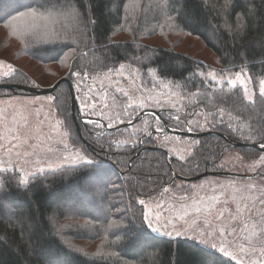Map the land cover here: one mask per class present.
I'll use <instances>...</instances> for the list:
<instances>
[{"label":"trees","instance_id":"trees-1","mask_svg":"<svg viewBox=\"0 0 264 264\" xmlns=\"http://www.w3.org/2000/svg\"><path fill=\"white\" fill-rule=\"evenodd\" d=\"M29 2L0 0V9L14 15L17 10H26ZM76 7L86 12L89 20L81 25L85 35L80 41L79 54L68 59V65H74L82 74L87 73L88 80L97 73L103 76L107 70L103 65L112 67L118 66L117 62L125 63L134 68L142 86L154 83L153 73L171 84V88L184 98L180 120L186 121L200 113L206 123L207 112L224 107L225 123L213 122L207 131L223 134L235 142L259 144L264 139V134L253 133L248 126L250 118L254 128L264 123L252 118L253 113L264 116L261 111L264 98L258 97L249 110L235 101V97L222 98L220 89H206L199 75L211 70L221 73L244 69L255 78L258 89V81L264 75V0H78ZM186 36L197 38L204 46V51L198 48L201 57L179 49ZM5 46L6 40L0 47ZM145 49L156 51L145 52ZM145 55L151 63L134 59V56ZM26 60L35 65L27 61L15 62L17 72L8 83L32 86L29 82H33L40 87H50L67 78L78 101L79 92L75 89L79 77L70 78L68 67L64 73L65 67L59 63H44L33 59L32 55ZM157 68L163 75L157 73ZM9 94L12 91L0 89V97ZM48 96L56 97L54 108L59 119L70 125V128L62 126L69 132L72 143L93 158L95 164L81 171L67 166L55 172L48 171L32 180L27 188L17 187L14 180L0 177V264H212L213 261L227 264L226 258L219 254L210 257L206 249L185 237L152 234L149 239L156 242V247L144 248L139 239L144 230L137 201L159 195L169 184L175 186L179 179L174 173L192 177L216 171L221 172L217 175L245 177L247 175L242 172L233 173L227 168L218 170L213 165H220L226 153L255 160L262 152L232 146L227 139L207 135L195 138L197 143L193 144L192 151L185 157H178L155 140L157 135L164 133L163 125L160 132L153 128L146 131L133 128L144 116L121 129L109 131L98 126L109 124L104 117L89 115L88 118L98 121L91 124L78 121L81 139L72 118L67 84L60 83ZM140 111L143 110H130V114L134 118ZM160 116L165 120L161 111ZM232 117H239V120ZM126 122L128 119L113 123L110 128ZM229 122L238 129L235 134L230 133ZM178 129L185 131L188 127ZM148 131L153 135L148 136ZM242 135H252L253 139L246 141L240 138ZM110 143L111 148L108 147ZM101 166L108 170V177L97 191L100 195L95 197L92 191L87 192L86 208L82 200L83 192L86 194L84 176ZM78 209L84 214H79ZM119 216H123L122 227L108 229V240H104L106 217ZM86 220L91 223L85 224ZM113 252L116 255H108Z\"/></svg>","mask_w":264,"mask_h":264},{"label":"snow or ice","instance_id":"snow-or-ice-1","mask_svg":"<svg viewBox=\"0 0 264 264\" xmlns=\"http://www.w3.org/2000/svg\"><path fill=\"white\" fill-rule=\"evenodd\" d=\"M77 3L78 0H30L25 6L26 10H17V14L14 15L10 12L6 14L3 9H0V25L19 40L25 52L32 55L33 59L44 63L56 62L63 67H68L70 78L79 77L75 89L79 92L83 90L82 85L88 80V75L82 74L74 65L66 63L68 59L79 54L80 41L85 35L81 25L89 20L86 12L76 7ZM91 23L94 24L95 21ZM31 49L35 51H30ZM144 51L155 53L156 50L145 49ZM134 59L148 60L151 63V59L146 55L134 56ZM117 64L118 66L112 67L103 65L107 69L103 72V77L111 81L114 75H119L126 80L127 77L123 75L126 71L125 63L117 62ZM7 67L9 71L0 78L3 83L12 80L13 74L17 72L11 65ZM156 71L163 75L162 70L157 68ZM199 75L206 89H220L222 98L226 100L235 97V101H239L249 110L255 106L258 97L264 98V79L259 80L257 89L255 78L247 71L238 70L234 73L208 71L201 72ZM97 76H100V73H97ZM29 83L33 87L37 86L33 82ZM114 83L116 87H112L111 84L105 86L103 83L95 88L89 86V95L83 101L88 110L84 112L85 117L95 115L98 108L102 112L112 107L113 105L107 102L109 96L114 102L123 98L120 106L123 113L127 114L129 123L133 120L129 109L135 112L137 108L145 107L144 101L139 104L133 103V97L119 87L120 80ZM250 85H252L251 90ZM58 86L53 85L54 88ZM69 89L71 94V85ZM55 99L56 97L50 96L49 103L51 104V101ZM156 103L161 108L165 104H172V107H175L171 101L158 99ZM261 111L264 112V109ZM228 115L231 116V113L229 112ZM224 116L225 108L219 107L215 112H207L205 124L197 122L195 128L190 126L191 120H186L185 124L188 126V131L203 130L206 127H212L213 122L224 124ZM208 117H211V120H208ZM123 118L122 114H117L116 119ZM170 118L176 121L181 119L179 114L171 115ZM252 118L264 121V116H257L255 113ZM232 119L239 120V117H232ZM83 122L93 123L90 119ZM61 125L70 128L66 121L60 119H56L53 124L51 108L45 113L41 106L34 103L25 104L20 108L13 107L10 111H0V152L4 154L0 157V177L14 180L17 187L27 188L32 180L38 179L41 174L48 171L55 172L66 166L75 171H81L85 167L94 165V159L79 149L68 153L69 144L65 138L69 136V132L60 131ZM98 126L111 127L112 124L110 122L106 126ZM248 126L253 133L264 134V123H261L259 128H254L250 118ZM227 127L231 134L238 131L237 128H233L231 122ZM161 128V120L157 118L155 131L159 132ZM146 134L153 135L151 131ZM240 138L247 141L252 140L253 136L242 135ZM137 139L143 143L140 137ZM108 147L111 148L112 144L110 143ZM257 147L260 152H264V139ZM25 165L30 166L31 171H27ZM213 167H217L218 170L227 168L223 163ZM245 171L254 174L239 179L232 177L223 182L217 180L208 188H204L203 185L189 188L183 184L175 186L169 184L161 189L159 199L156 198V194L146 199H139L137 202L141 210L140 224L144 230L139 239L143 247H156V242L149 239L152 234L185 237L206 249L210 257L219 254L220 257L227 258V264H264V154L259 155L258 161L253 160L247 165ZM107 177V169L102 166L95 167L84 176V181L90 189L99 191ZM77 211L79 214H84L79 209ZM106 220L104 240H108V229L122 227L120 221L123 220V216L115 219L106 217ZM89 223L91 221H85V224ZM116 235L118 238L119 233ZM69 247L72 246L69 245ZM73 250L82 251L78 248ZM108 255L114 256L116 253ZM212 264H215V261Z\"/></svg>","mask_w":264,"mask_h":264},{"label":"rangeland","instance_id":"rangeland-1","mask_svg":"<svg viewBox=\"0 0 264 264\" xmlns=\"http://www.w3.org/2000/svg\"><path fill=\"white\" fill-rule=\"evenodd\" d=\"M4 40H6V46L0 47V78L3 77L4 73L9 71V68L7 67L8 65H11L12 68L16 66L14 64L15 62L18 64H22L24 61H27V63H29L30 65H35L34 62L26 60L29 54L25 52L24 46L19 42V40L16 39L15 36H12L9 30L3 28V26L0 25V46L3 44ZM181 43L183 45L182 47H179L181 51H184L185 53H188V54H192L193 56H196V57L202 56V54H198V52L200 51V49L204 51V46H202V44L200 43V41H198L197 38L186 36L183 39V41H181ZM12 58H14L13 61L11 60ZM66 63L69 64V60H67ZM125 66H126V71L124 72L123 75L127 77L126 80L122 79L121 76L119 75H114L111 81L107 77L91 76L90 80H86L87 82L83 83L84 85L82 86L83 90L79 91L78 101H77L78 111H80L81 114L80 112L78 113L82 121L89 119L88 117H85L83 115L84 112L88 111L87 108H85L83 101L86 98V96L89 95L88 93L89 86H93L95 88V87H99L101 83H103V85L105 86H108L111 84L112 87H116L117 85L114 83V81L120 80L121 83L119 87H122L125 91L129 93L130 96L133 97L134 104H139L142 101L145 102V107L143 109H140V108H137V109L143 110V111L160 110L163 116L165 117L166 122L172 127H175L176 129L178 128L183 129V127L185 128L188 127L186 126L185 121L183 120L176 121L170 118L171 115H176V114L181 115V113L183 112L181 102L182 100L184 101V98L179 96L175 89L171 88L170 86L171 84L163 82L161 79L157 78L155 74L153 73L152 80L154 81V83H152L150 86H146V87L142 86L141 84H139L138 77L134 71V68L131 67L130 65L129 66L125 65ZM239 70H244V69H239ZM25 71L27 72L26 69ZM228 71H231L232 73H234L231 69H229ZM63 72L64 73L67 72V67L64 68ZM222 72H227V71H222ZM101 77L103 78L101 79ZM260 79H264V75ZM249 87L251 90L252 86L250 85ZM258 87H259V83H258ZM49 97L50 96L48 95L38 96V95L14 94V93L5 95V96L0 97V111H10L13 107L20 108L25 104L32 105L34 103L36 105L41 106L44 109L45 113H47L49 108H51L52 122L54 124L55 120L59 119V117L54 108L53 101H51V104L49 103V100H48ZM158 99L165 100V101H171L172 103L175 104V107H172V104H165L164 107L161 108L157 106L156 102ZM107 102L113 106L108 109L103 110L102 112L98 108L96 111V114H100V116L104 117L107 120V122L109 123L111 122V124L120 122L122 120H127V114L123 113V110L120 106L123 103L122 97L120 100H117L114 102L111 96H109ZM130 110L131 109H129V113H130ZM118 113L124 116L122 120L116 119ZM144 117L145 118L142 119L133 128L135 130H142V131H146L149 128H153L155 130L157 117L150 115V114H146L144 115ZM186 120L192 121V124L190 126L193 128H195L197 122H199L200 124H205L203 116L196 115V113L192 117L187 118ZM207 130H208V127L204 128L203 130L198 129L195 131L202 132V131H207ZM60 131H65L62 125L60 126ZM65 139L67 140V143L69 144L68 153H72L76 149H79L81 152L84 153V151H82L80 147L72 143L69 136L66 137ZM155 140L157 144L160 145L163 149L168 150L171 154H174L178 157L187 156L192 151L191 148L193 144L197 143V140L195 138H192V137L183 138L182 135H176V134L169 133L166 131H164L162 135H157L155 137ZM262 153L264 154V152ZM3 156L4 154L0 152V157H3ZM236 157H240V156L237 154H233V153H226L221 163L225 164L227 166V169L231 170L233 173L238 171V172H242L243 174H246L247 176L253 175L254 173L250 171H245L247 165L251 164L253 160H246L242 157H240V159H236ZM255 160L258 161V158ZM25 169L27 171H31V168L28 165H25ZM232 177L233 176H229V175L206 176L202 179L195 180V181L178 180L175 185L183 184L189 188L198 186V185H203L204 188H208L210 184L214 185L217 180H220L221 182H223ZM236 178L239 179L240 177H236ZM83 190L86 192V194L83 192L84 195H82L83 196L82 200L84 201V207L87 208V204H86L87 192L92 191L95 197H97L100 194L97 193V191L90 189L86 185V183L83 186ZM156 198L159 199V195H157ZM149 203L151 202L149 201ZM165 237H168V236H165ZM76 244H79V242Z\"/></svg>","mask_w":264,"mask_h":264},{"label":"water","instance_id":"water-1","mask_svg":"<svg viewBox=\"0 0 264 264\" xmlns=\"http://www.w3.org/2000/svg\"><path fill=\"white\" fill-rule=\"evenodd\" d=\"M60 83H65V84H67L68 87H69V85H71L70 81L67 78H62V79L58 80L56 83H54L53 85H59ZM53 85L50 86V87H40V86L33 87V86H25V85H19V84H11V83H0V89L10 90L14 94H24L25 93V94L38 95L39 96V95H49V94H51L53 92V90L55 89L53 87ZM70 106H71L72 118H73V121L75 123L76 130H77L80 138L83 139V137L81 136V131H80V128H79V123H78V121L81 120V117H80V115L78 113L79 111H78V106H77V99H76L73 87H72V90H71V104H70ZM153 113L156 114L155 116L157 118H160L161 123L163 124V127L165 128L166 132L173 133V134H176V135H182V136H186V137H192V138H199V137H204V136H207V135H216V136H219L221 138L227 139L225 135L217 133V132H213V131H202V132H195V131H188V130L181 131L179 129L173 128L165 120H163L161 118L160 111L147 110V111L140 112L138 115L141 117V116H144L146 114L152 115ZM90 120L97 121V120H95L93 118H91ZM135 120H136V118H133L131 123L126 122V123H123V124H121V125H119L117 127H112V128L106 127V128L109 131L118 130V129H121L123 126H127V125L132 124ZM227 141H229L230 145H232V146H239V147L251 148V149L259 150L258 147H257L258 143L235 142V141H231L229 139H227ZM217 174H221V172L205 171V172H203L201 174H198V175L192 176V177H184V176H181V175H178V174L174 173V176L177 179H179V180L195 181V180L202 179V178H204L206 176H214V175H217Z\"/></svg>","mask_w":264,"mask_h":264}]
</instances>
